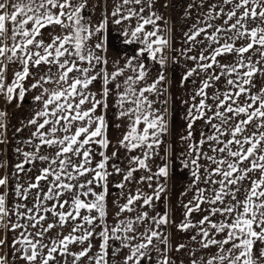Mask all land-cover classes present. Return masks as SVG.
I'll return each mask as SVG.
<instances>
[{"label": "snow or ice", "instance_id": "1", "mask_svg": "<svg viewBox=\"0 0 264 264\" xmlns=\"http://www.w3.org/2000/svg\"><path fill=\"white\" fill-rule=\"evenodd\" d=\"M90 7L0 0V97L33 106L11 172L0 159V264H264V0H191L180 47L157 0H112L95 22ZM117 40L135 54L122 59Z\"/></svg>", "mask_w": 264, "mask_h": 264}, {"label": "crops", "instance_id": "2", "mask_svg": "<svg viewBox=\"0 0 264 264\" xmlns=\"http://www.w3.org/2000/svg\"><path fill=\"white\" fill-rule=\"evenodd\" d=\"M167 2L168 7L164 8L163 4ZM191 0H157V8L159 11L165 16V18L168 21V28L171 30L170 35L173 38V42L176 47H180V41L183 38V32L187 30V28L194 22L195 15L197 13V9H192V15L191 16H185L184 11L188 3H190ZM198 3L199 0H196ZM112 0H90L91 7L89 8V15L91 16L93 22L99 20L101 18L102 12L105 10L106 4H111ZM109 12L111 11V8L109 7L107 9ZM111 27V33L110 35H118L119 26L115 24H110ZM116 45L121 50V58L131 56L135 54L136 48L134 45H124L119 40L116 41ZM111 54V53H110ZM170 57L173 55H177L176 53H170ZM149 64H151V61H148ZM183 65L177 64V65H170L169 70V78L172 81L171 86H169V91L172 93V97L170 100L169 105V115L171 116L173 120V131L174 133H179L182 130L184 121L181 119L186 105H182L180 103V100L183 98V89L179 87V78L181 76V73L183 72ZM4 101V100H3ZM0 102V110H5L8 113L7 116V122H8V130H7V143L6 144H0V159H3L8 164V171L11 172L12 168L11 165L18 162L16 159V156L14 154V149L18 145L21 147H24L22 144H20L21 141L26 140L29 135L30 131L28 129H25L21 133H16L15 129L18 127H21V122H26L29 118L33 106L31 103V98L26 97V103L22 104L19 108L15 106V102L13 104L8 105L5 101ZM108 119L110 120L111 124L113 125L110 128V137L115 139L120 135V133L123 131L122 128H116L114 125L119 123V121L116 119L111 107L108 112ZM170 143H175L178 140V135H171L166 138ZM163 148V145L161 146ZM24 150H29L27 147L24 148ZM179 150V149H177ZM111 151V149H110ZM122 151V150H121ZM130 154L125 153L123 157H121L120 162L122 164L127 163V157ZM2 171V170H0ZM24 179V174H21L20 180L21 182ZM172 187V193L170 198V203L172 210L175 214L176 221L179 222L181 219V210L179 205L176 203L177 199L180 198V192L183 191V188L185 186L184 183L180 181V178L178 177L176 179V182L174 185H170ZM115 195V193H113ZM186 199V198H185ZM164 204L160 203L157 205L158 210H163ZM172 215V213H170ZM171 233L170 240L173 243H191L188 240V234L181 233L177 231L174 227H169L168 230ZM3 233L0 232V236H2ZM8 239L11 241L12 234H8ZM174 255L178 258L177 264H179V258H182V253H174ZM186 264V261H185Z\"/></svg>", "mask_w": 264, "mask_h": 264}, {"label": "rangeland", "instance_id": "3", "mask_svg": "<svg viewBox=\"0 0 264 264\" xmlns=\"http://www.w3.org/2000/svg\"><path fill=\"white\" fill-rule=\"evenodd\" d=\"M2 101H3V98H2V99L0 98V102H2ZM3 102H4V101H3Z\"/></svg>", "mask_w": 264, "mask_h": 264}, {"label": "built area", "instance_id": "4", "mask_svg": "<svg viewBox=\"0 0 264 264\" xmlns=\"http://www.w3.org/2000/svg\"><path fill=\"white\" fill-rule=\"evenodd\" d=\"M170 54V53H169ZM2 99V97H0Z\"/></svg>", "mask_w": 264, "mask_h": 264}]
</instances>
